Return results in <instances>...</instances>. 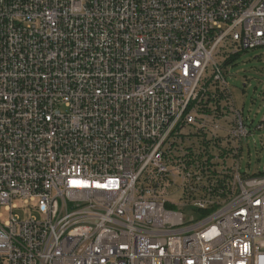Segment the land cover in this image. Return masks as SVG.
<instances>
[{"label":"built area","instance_id":"1","mask_svg":"<svg viewBox=\"0 0 264 264\" xmlns=\"http://www.w3.org/2000/svg\"><path fill=\"white\" fill-rule=\"evenodd\" d=\"M259 46L264 0H0V264H264L215 59Z\"/></svg>","mask_w":264,"mask_h":264},{"label":"rangeland","instance_id":"2","mask_svg":"<svg viewBox=\"0 0 264 264\" xmlns=\"http://www.w3.org/2000/svg\"><path fill=\"white\" fill-rule=\"evenodd\" d=\"M232 51L233 49L227 50L226 53L215 56V59L223 65V73L235 107L241 111L249 131L242 142L240 169L241 172L251 175L264 169V128L257 129L259 124L264 125V46L247 49L237 55H230ZM231 162L229 160L228 164ZM170 199L176 203L180 201L179 196H172ZM0 211L4 213L0 220H6L7 214L3 208H0ZM182 211L186 216L193 215L196 221L203 218L191 208ZM15 214L21 218L25 216L22 210Z\"/></svg>","mask_w":264,"mask_h":264},{"label":"trees","instance_id":"3","mask_svg":"<svg viewBox=\"0 0 264 264\" xmlns=\"http://www.w3.org/2000/svg\"><path fill=\"white\" fill-rule=\"evenodd\" d=\"M208 212H203V214H207Z\"/></svg>","mask_w":264,"mask_h":264}]
</instances>
